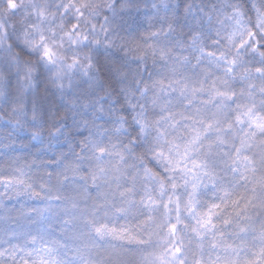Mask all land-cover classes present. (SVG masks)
<instances>
[{
	"label": "snow or ice",
	"instance_id": "snow-or-ice-1",
	"mask_svg": "<svg viewBox=\"0 0 264 264\" xmlns=\"http://www.w3.org/2000/svg\"><path fill=\"white\" fill-rule=\"evenodd\" d=\"M141 7L0 0V264H264V0Z\"/></svg>",
	"mask_w": 264,
	"mask_h": 264
},
{
	"label": "trees",
	"instance_id": "trees-1",
	"mask_svg": "<svg viewBox=\"0 0 264 264\" xmlns=\"http://www.w3.org/2000/svg\"><path fill=\"white\" fill-rule=\"evenodd\" d=\"M153 2V0H141V10L139 13H133V16L136 17V20L138 22V28L135 31V35L139 37L141 34L146 35L148 32L154 30L150 25L153 24L154 18H151V11H150V5ZM156 2H159V0H156ZM147 4L149 7L145 8L143 5ZM122 35H126L125 33H121ZM103 63V61H102ZM57 103H59L58 99L56 100ZM3 108L4 105L0 103V115L3 114ZM7 129L3 125V121L0 120V137H3L7 134ZM20 136H24L23 133H18ZM17 144H19V141H17ZM40 146L37 144L36 147L30 148L28 150H17V151H11L9 149L0 148V173L7 174L9 170V166L13 160H16L19 158V163L22 164L25 159H31V154H34L37 152V149ZM3 191V188H0V192ZM30 205L38 206V201H28L27 202ZM7 206L9 209V214L11 216H16L18 214L17 210L20 209L21 203H18L16 199L12 200H3L0 202V239L4 238V231L5 229L12 227V222L5 218V214L3 212V207ZM33 234H35V227L32 229ZM15 242V241H14ZM0 247H7L5 244H0Z\"/></svg>",
	"mask_w": 264,
	"mask_h": 264
}]
</instances>
